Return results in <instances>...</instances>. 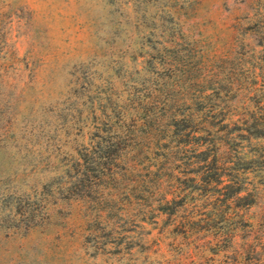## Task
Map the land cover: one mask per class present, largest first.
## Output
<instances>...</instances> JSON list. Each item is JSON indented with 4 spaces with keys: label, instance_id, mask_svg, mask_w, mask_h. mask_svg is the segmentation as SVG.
<instances>
[{
    "label": "rangeland",
    "instance_id": "1",
    "mask_svg": "<svg viewBox=\"0 0 264 264\" xmlns=\"http://www.w3.org/2000/svg\"><path fill=\"white\" fill-rule=\"evenodd\" d=\"M0 264H264V0H0Z\"/></svg>",
    "mask_w": 264,
    "mask_h": 264
},
{
    "label": "trees",
    "instance_id": "2",
    "mask_svg": "<svg viewBox=\"0 0 264 264\" xmlns=\"http://www.w3.org/2000/svg\"><path fill=\"white\" fill-rule=\"evenodd\" d=\"M236 155H237V156H233V159H234L233 162H234L235 160H237V159L239 160V156H238L239 154H236ZM247 155H248V158H249V159H252V160H253V155H249V154H247ZM240 159H241V158H240ZM237 169H238L237 171H239V169H243V168H237ZM241 171H242V170H241Z\"/></svg>",
    "mask_w": 264,
    "mask_h": 264
}]
</instances>
